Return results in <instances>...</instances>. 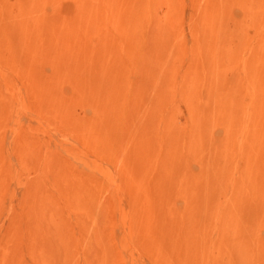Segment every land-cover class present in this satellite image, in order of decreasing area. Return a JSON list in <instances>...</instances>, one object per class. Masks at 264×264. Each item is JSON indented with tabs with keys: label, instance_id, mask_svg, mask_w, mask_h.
<instances>
[{
	"label": "rangeland",
	"instance_id": "374dc122",
	"mask_svg": "<svg viewBox=\"0 0 264 264\" xmlns=\"http://www.w3.org/2000/svg\"><path fill=\"white\" fill-rule=\"evenodd\" d=\"M0 264H264V0H0Z\"/></svg>",
	"mask_w": 264,
	"mask_h": 264
}]
</instances>
